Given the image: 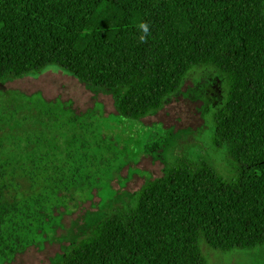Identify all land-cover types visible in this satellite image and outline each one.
<instances>
[{
    "label": "trees",
    "instance_id": "obj_1",
    "mask_svg": "<svg viewBox=\"0 0 264 264\" xmlns=\"http://www.w3.org/2000/svg\"><path fill=\"white\" fill-rule=\"evenodd\" d=\"M140 21L151 26L145 43ZM50 65L108 90L131 120L160 112L193 69L217 68L228 93L213 142L227 148L236 176L224 180L194 154L202 130L171 132L157 152L164 175L85 212L54 264H207L204 244L220 253L264 247V0H0V83ZM42 185L0 163V256L49 222Z\"/></svg>",
    "mask_w": 264,
    "mask_h": 264
},
{
    "label": "rangeland",
    "instance_id": "obj_2",
    "mask_svg": "<svg viewBox=\"0 0 264 264\" xmlns=\"http://www.w3.org/2000/svg\"><path fill=\"white\" fill-rule=\"evenodd\" d=\"M227 93L226 75L213 66L196 68L160 112L131 120L118 114L108 90L85 85L58 65L0 83V163L36 176L53 208L40 232L27 231L25 248L0 256V264H54L85 212L164 175L157 152L171 132L202 130L194 154L224 180L234 179L227 148L213 142L214 113ZM203 252L207 264H264V247L220 253L204 244Z\"/></svg>",
    "mask_w": 264,
    "mask_h": 264
},
{
    "label": "clouds",
    "instance_id": "obj_3",
    "mask_svg": "<svg viewBox=\"0 0 264 264\" xmlns=\"http://www.w3.org/2000/svg\"><path fill=\"white\" fill-rule=\"evenodd\" d=\"M135 27L137 29L139 42H147L148 37L151 35L150 23L147 21H140L135 25Z\"/></svg>",
    "mask_w": 264,
    "mask_h": 264
}]
</instances>
